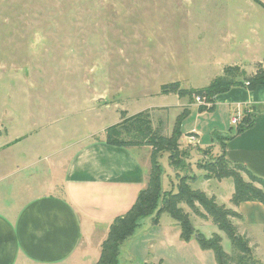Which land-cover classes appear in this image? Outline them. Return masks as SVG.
<instances>
[{
    "label": "rangeland",
    "instance_id": "374dc122",
    "mask_svg": "<svg viewBox=\"0 0 264 264\" xmlns=\"http://www.w3.org/2000/svg\"><path fill=\"white\" fill-rule=\"evenodd\" d=\"M252 31L264 40V10L252 0H0V179L12 177L0 182L7 188L21 178L33 181L31 173L35 175L48 158L72 144L76 149L91 127L117 124L121 111L131 116L174 103L173 97H160L162 85L206 87L219 77L221 63L232 62L228 60L242 54L244 45H252L256 38ZM188 101L185 98L189 105ZM192 104L206 107L194 98ZM180 111L181 107L158 109L151 115L153 127L169 138ZM199 120L201 130L208 117ZM13 139L21 141L5 146ZM200 140L201 153L197 143H185L186 137L178 141L187 155L183 160L187 168L180 172L168 164V153L162 155L161 198L164 192L176 193L182 178L193 176L186 181L189 189L221 205L220 198L217 202L206 192L225 197L231 180L221 186L215 181L205 185L208 172L199 164L218 157L219 147L206 148L216 143L212 132ZM178 207L193 231L207 239L216 233L223 250L232 254L229 240L196 202L197 214L184 204ZM161 220L171 218L164 213ZM149 221L140 220L136 237L121 247L117 264H133L130 244ZM243 230L254 257L264 263V227Z\"/></svg>",
    "mask_w": 264,
    "mask_h": 264
},
{
    "label": "crops",
    "instance_id": "0c3cea01",
    "mask_svg": "<svg viewBox=\"0 0 264 264\" xmlns=\"http://www.w3.org/2000/svg\"><path fill=\"white\" fill-rule=\"evenodd\" d=\"M258 1L264 5V0ZM226 35L229 39L233 37L230 32ZM244 46L243 56L237 54L228 60L232 62L219 65V76L223 75L225 67L234 66L247 76L255 73L256 65L264 62V40L256 34L252 45ZM248 69H252L251 73L246 71ZM180 87L183 88L181 84ZM159 95L163 99L173 97L175 102L149 107L146 110L150 115L161 108L188 109L189 114L181 124L179 142L193 135L197 143L195 148L201 153L204 150L199 146L201 137L204 139L211 132L217 140L229 136L223 148L217 143H211L206 148L213 151L217 144L219 148L215 155L223 154L230 164H240L264 179V86L253 91L244 87L232 88L216 95L204 111L199 110L196 104L188 105L185 98L173 94ZM102 97L101 104H104L106 97ZM115 101L118 102L116 98ZM244 111L255 113L253 126L237 135L231 133L234 132L230 124L231 117ZM205 116L208 117V123L200 130L199 119ZM120 120L119 116L118 122ZM192 120H195L193 126L190 124ZM107 127H91L76 149H73L72 144L57 151L42 168H34L35 175L31 173L33 181L27 182L21 178L14 187L11 182L6 188L3 181H10L12 177L8 175L0 179L3 180L0 182V264L97 263L100 245L106 239L111 223L124 215L135 203L139 192L145 189L150 168L149 147L121 148L107 145ZM203 130L206 134L202 133ZM20 141L13 139L5 146ZM37 165L40 164L37 162ZM46 169L49 173L46 171L44 174L43 170ZM212 181L221 186L226 179L204 180L205 185ZM230 183V190L224 194L225 197L220 196V193L217 195L213 191H204L214 196L217 202L220 198L221 205H227L241 216L233 225L237 227L239 235L247 237L249 235L243 227L250 230L264 227V206L257 202L232 206L230 198L233 183ZM148 219L150 221L146 229L139 232L138 239L130 244L129 256L133 264H155L160 261L164 264H216L213 253L202 250L194 238L188 241L180 238V229L172 219L162 221L160 216L156 225L152 224L151 218ZM135 233L133 237H136ZM250 247L252 249V245ZM257 264L264 263L258 260Z\"/></svg>",
    "mask_w": 264,
    "mask_h": 264
},
{
    "label": "trees",
    "instance_id": "16d2710c",
    "mask_svg": "<svg viewBox=\"0 0 264 264\" xmlns=\"http://www.w3.org/2000/svg\"><path fill=\"white\" fill-rule=\"evenodd\" d=\"M259 7L264 5L258 0H252ZM253 75L247 76L238 67H225L223 75L213 79L206 87L201 89L187 90L180 87L178 82H172L160 87L161 95L173 94L179 98H188L189 104L193 103L194 96L204 98V101L211 103L216 95L225 93L235 87H244L249 91L259 86H264V62L255 67ZM247 84V85H246ZM201 111L207 110L203 106L198 108ZM188 109L180 113L173 125L169 138L163 136L158 128H154L151 122V115L148 110L136 113L131 116L123 111L120 112L121 121L105 129V143L110 146L131 148H150V168L148 182L144 190L140 191L135 203L122 216L117 217L111 223L106 239L101 243L100 256L96 264H117L121 247L129 241L140 220L151 218L153 225L158 223L159 217L166 213L177 223L180 229V238L188 241L194 238L202 250H210L213 253L216 264H257L258 260L253 256L249 239L239 235L237 227L233 225L230 218L240 219V215L231 209L216 204L214 198H207L202 192L191 191L186 181L194 180L193 176L182 178L177 186V192H164L161 198L163 167L159 163L164 153H168V164L177 172L187 168L184 154L178 148V141L182 135L181 124L188 116ZM255 113L244 111L237 126L234 127V134H239L254 124ZM216 143L223 148L224 141L230 137H219ZM208 174L203 176L204 180L210 178L230 179L233 183V193L230 198L232 206H238L244 202H257L264 206V179L257 177L240 164H230L224 155L216 157L208 164H199ZM244 176L246 180L242 177ZM197 203L204 211L206 217L210 218L212 224L219 232H222L229 240L232 254H227L221 246V237L214 233L211 238H205L202 234L193 231L190 222L178 207L184 204L195 214L193 203ZM151 264V263H142ZM155 264H164L158 262Z\"/></svg>",
    "mask_w": 264,
    "mask_h": 264
},
{
    "label": "built area",
    "instance_id": "2783aa9c",
    "mask_svg": "<svg viewBox=\"0 0 264 264\" xmlns=\"http://www.w3.org/2000/svg\"><path fill=\"white\" fill-rule=\"evenodd\" d=\"M247 85V84H246ZM194 100L199 103L200 105L208 106L209 104H206L203 102L204 98H199L197 96H194ZM242 117V113H236L234 114L230 119V124L232 127H235L239 124ZM186 143L187 144H195L196 139L193 135L186 136Z\"/></svg>",
    "mask_w": 264,
    "mask_h": 264
}]
</instances>
